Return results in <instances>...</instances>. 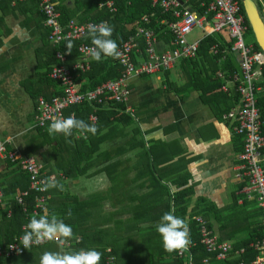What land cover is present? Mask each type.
I'll return each instance as SVG.
<instances>
[{"label":"crops","instance_id":"obj_1","mask_svg":"<svg viewBox=\"0 0 264 264\" xmlns=\"http://www.w3.org/2000/svg\"><path fill=\"white\" fill-rule=\"evenodd\" d=\"M67 5L72 7L73 3L68 1ZM2 16L0 143L8 141L9 151L20 152L39 162L42 160L41 163L43 155L46 156V161L53 166L46 169L42 163L46 177L54 178L58 185L49 189L50 201L57 198L58 204L54 208L59 212L67 213L78 207L74 212L77 215L72 218L73 233H78L63 248L49 243L26 249L21 256L4 257L0 264H39L45 251L72 252L78 247L99 251L103 246L101 253L104 254L106 247L113 251L110 242L114 234L122 239L131 237L141 248L138 256H142L146 229L156 227L168 204L172 205L173 197L184 191H188L187 214L199 212L194 216L207 222L219 242L233 247L245 244L255 236L254 231L262 227L261 212L257 202L246 193L248 183L239 176L238 157L243 151V138L234 135V123L222 119L240 105L230 106L231 91L235 87L231 80L234 73L230 76L218 73V77L223 75L225 78L222 80L228 91L222 90V93L229 101L222 97L209 100L208 95L204 96L194 86L187 88L188 80L180 69L184 59L175 62L170 70L159 71L153 76L132 77L127 82L129 95L125 103L93 105L95 109L88 122L97 128L94 135L89 133L84 138L77 131L73 137L57 134V145L53 146L48 133L39 136L35 131L38 103L35 104L27 93L30 87H40L43 79L39 75L47 73L38 67L44 45L42 30H39L43 20L40 7L33 0L17 5L0 1ZM202 37L203 33L197 39ZM157 44L161 51L156 48L159 55L172 50L166 43ZM139 56H135L138 65L144 60ZM114 105H123V109ZM100 107L105 110L102 117L97 112ZM227 107L233 108L224 113ZM94 115L98 117L96 122L91 120ZM36 150L40 152L39 156L33 155ZM10 162L0 158V186L4 193L0 241L6 243L0 247L9 244L11 241H7L12 237L22 236L18 234L24 225L20 226L21 215L8 221L13 213L12 204L21 194L17 187L20 177H16L20 172L19 165L12 166ZM56 162L66 169L72 164L78 172L86 168V172L79 178L67 179L60 171L53 173ZM5 190L9 191L6 193ZM188 215L185 222L194 217ZM134 244L130 245L133 247ZM243 250L247 253V249L240 251ZM131 253L134 255V249Z\"/></svg>","mask_w":264,"mask_h":264},{"label":"built area","instance_id":"obj_2","mask_svg":"<svg viewBox=\"0 0 264 264\" xmlns=\"http://www.w3.org/2000/svg\"><path fill=\"white\" fill-rule=\"evenodd\" d=\"M26 0H13L15 5L18 2ZM41 8L46 16V25L52 31L50 41L53 45H59L65 39H78L87 35V26L89 24H99L89 22L79 24L72 20L65 28L62 25V15L58 9L56 0H40ZM202 1L201 6L207 8L205 14L200 15L191 10L190 0H152V7L159 8L163 14H170L175 21L168 25V31L173 36L174 48L165 54L156 52V37L151 29L144 28L150 26L155 13L145 16L137 32L134 33L119 48V56L116 61L122 69L120 79L108 81L93 91L83 93L81 86L76 83L74 73H87L90 70L91 56L88 48L92 45L80 44L77 51L80 61L72 70L64 65L54 67L49 75L53 82H58L62 88V96L47 102L43 98L39 99L36 115V127L43 129L49 125L54 118L65 117V112L73 107L82 106L86 103L105 106L109 103H125L129 91L127 82L130 78L149 77L159 71L170 70L173 64L181 59H193L196 57L199 39L189 42L187 36L191 31L198 27L203 31V36L213 33L226 31L228 37L232 40L231 53L238 60L240 72L234 73L231 80L235 84L236 93L240 97L239 108H235L227 115L223 116V121H230L235 124L233 133L243 138V151L238 157L239 176L248 183L246 193L250 199H254L261 212V225L264 228V134L262 132L261 110L259 108L258 95L264 93V55L254 52L252 45L245 41L247 31L246 17L240 7L242 0H198ZM260 9L264 12V1L257 0ZM101 8H107L111 13H116L114 0H102L99 4ZM138 26V25H137ZM66 29V33H65ZM145 43L146 60L141 65L134 66L131 61L133 53H139V41ZM213 55H218V48H212ZM67 55L58 52L56 58L61 64L66 62ZM219 78L225 79L223 75ZM222 90L227 92V87ZM97 116H92V121L96 122ZM6 144L8 141L0 143V158L3 160L17 163L22 170L29 175L30 189L21 192L16 197V201L23 207L25 213H28L27 198L32 197V193L37 194L32 216H39L45 211L49 212V201L51 196L49 189L41 191L42 182L49 180L43 165L33 157L22 155V153L9 151ZM49 181H54L51 178ZM3 188L0 186V211L3 202ZM191 220L196 224L199 243L204 246L207 253L215 256L216 261L225 263L231 260L233 247L228 243L219 242L208 227L207 222L201 217H192ZM187 223V222H186ZM24 231V226L22 227ZM15 237L5 247H0V261L2 258H12L21 256L25 250L20 244V238ZM49 243L58 244L55 241L33 245L31 248L43 247ZM64 247V245H63ZM259 253L257 261L253 264H264V236L252 246ZM190 249V246H189ZM188 249V250H189ZM181 258H187L191 262V256L185 251L183 254L177 253ZM237 255H246V250L236 252ZM116 258L110 247L104 248L103 263L115 264ZM205 260L204 264H208Z\"/></svg>","mask_w":264,"mask_h":264},{"label":"trees","instance_id":"obj_3","mask_svg":"<svg viewBox=\"0 0 264 264\" xmlns=\"http://www.w3.org/2000/svg\"><path fill=\"white\" fill-rule=\"evenodd\" d=\"M0 1H8L10 4L13 0H0ZM32 0H26L23 3L29 2ZM35 3H37L41 10V15L43 16V20L39 25V30H42L43 34V47L41 50V54L43 55V58L41 60H38V67L41 69V71H47L46 74H40L39 77L43 79L42 84L40 87H30V89H27V93L30 96V98L33 99L35 104L39 101V99L43 98L47 102H50L52 99L56 97L62 96V88L60 87V84L58 82L51 81L48 76L50 71L54 67L62 66L64 65L66 68L72 70L73 69V63H76L77 60L80 61V56L77 51V48L80 44H88L91 45L90 38H88V35H85L83 37H80L78 39H65L63 40L59 45H53V43L50 41V34L51 29L47 27L46 25V16L42 11L41 8V1L40 0H33ZM68 1H71L73 3L72 7H69ZM102 0H56L58 9L62 15V25L66 28L67 25L72 21L75 20L79 24H85L89 22H107L110 26L113 27V35L112 39L116 41L118 44V50L119 48L127 41L129 37L134 35L135 32H137V27H139L142 22V19L145 16H150L151 14L155 13V18L152 19V23L150 26H145L146 29H151L155 33V37L157 40V43H166L169 45L170 48H173L174 42H173V36L168 31V25L171 24L173 21H175V18L172 17L170 14H163L162 10L159 8H153L152 7V0H114L115 7L117 12L111 13L107 8H101L99 6L100 2ZM185 1V0H181ZM22 3V2H18ZM16 3L15 5H17ZM191 10L196 11L198 14L203 15L205 14L207 8L202 5V1L198 0H190ZM240 7H242V12L246 17L245 10L243 8L242 2H240ZM1 22H3L4 17H0ZM248 20L246 17V25H247V33L251 30L248 25ZM138 25V26H135ZM66 33V29H65ZM253 38V36H252ZM71 43L73 45V48L71 52L69 53L66 45L68 43ZM216 46L218 48V52L220 53L218 56H214L212 53V48ZM231 46H232V40L228 37V35L223 32L219 33H213L208 36H204L199 40L198 48L196 57L193 59H184L180 62V69L181 74L183 77H185L188 82L186 84V87H192L194 86L196 89L201 90L203 92L204 96H209V100H220L222 98H225L227 100L226 96L222 93V88L225 85V80H222L218 77L219 72H223L226 76H230L233 73H237L239 71L236 56L231 53ZM252 46L254 48V52L256 53H262L259 50V47L254 41ZM63 53L64 55H67L66 62L64 64H61L56 58L57 53ZM145 43L141 39L139 41V53H133L131 56V61L134 66H138L137 63H135V56H139V58H143V62L147 59L146 53H145ZM68 60V61H67ZM219 64V67H218ZM141 65V64H139ZM72 67V68H71ZM264 69V67H263ZM48 75V76H47ZM122 76V69L118 65L116 58H103L101 61L97 62L92 60L90 63V70L87 73H74V79L77 84L81 86V91L83 93L93 91L97 87L101 86L102 84L118 80ZM262 86L264 87V82L262 83ZM57 89L60 90V93L57 92ZM47 90V93L45 92ZM49 93V94H48ZM232 99L230 98V106H234L237 103H240V97L236 93V87L233 88L231 91ZM259 99V108L261 110V121H262V132L264 134V93H261L258 95ZM209 100H207L209 103H211ZM114 107H118V109H123V105H114ZM233 107H227L225 109L228 113ZM95 106L91 104H84L82 106H76L73 107L65 112V116H69L71 114H75L77 119H84V121L88 124H91L88 122L90 119V116L94 112ZM98 115L100 117L103 116L105 113V110H102L100 107L97 111ZM223 113V114H224ZM81 115V118H80ZM36 126V123H35ZM49 125L46 127L48 128ZM46 130L36 128L35 131L37 132V135L43 136L44 133H47ZM75 130L73 131V134L71 135L73 137ZM59 136L56 135L55 137H51V145L56 146L55 142L58 141ZM83 144H86L85 141H83ZM39 151L36 150L33 152L34 156H39ZM27 156V155H26ZM87 156L89 157V153H87ZM46 156L43 155V164L46 169H48V166L51 168L53 167L51 165V162L46 161ZM53 160V158H52ZM42 161V160H41ZM40 161V163H41ZM10 162V161H9ZM41 163V164H42ZM10 164L13 166H17V163ZM42 164V165H43ZM43 166V167H44ZM88 166V165H87ZM59 168H61L59 170ZM77 167L74 168V166L71 164L66 169L63 166H59L58 163H55V170L53 169V173H58L59 171L63 173L64 177L67 179H74L79 178L80 176H83L86 172V168H84L83 172H78ZM18 170L20 172L16 173V177H20L19 183L17 185L19 191L23 192L30 189V181H29V175L26 171L22 170L21 167L18 166ZM10 185V189H11ZM13 189H11L12 191ZM9 190H5L7 193ZM14 191V190H13ZM56 192V191H55ZM50 193V192H49ZM188 191L179 192L176 194V196L173 197L172 205L171 203L168 204L167 209L165 212L170 211L171 206H173V209H175V215L182 218L183 220L186 218L187 214V208L188 205L186 203V196ZM55 195V194H54ZM37 197V194L32 193V197L27 198V205L29 206L28 213H24L23 207L19 205L17 202H13V213L9 215L8 221H13L15 215H21L23 224L26 225L30 218L32 217L33 208L35 206V199ZM71 201V200H69ZM68 201V202H69ZM76 201V200H75ZM78 205V202H76ZM57 198H54V200L49 201V215L56 214L58 219H62L66 224L70 225L73 228L72 218L77 215L74 213L78 207L71 210V217H68L67 213L59 212L54 207L57 206ZM71 204V202H70ZM164 212V213H165ZM60 213V214H59ZM163 213V214H164ZM162 214V215H163ZM195 214H199V212L195 213H189V217L194 216ZM42 215V214H41ZM261 215V214H260ZM4 218H6L7 215L3 214ZM16 217V216H15ZM39 217V216H38ZM189 229H190V249L187 251L188 255L191 256V262L187 261V258H181L177 255V252H173L171 254L166 253L163 251L161 238L158 235L156 231V227H150L146 229V234L143 235L145 243H143V247L145 245L144 251L138 256V252L134 251V255L131 253V245L134 244V240H132L131 237L128 238H121L120 236H116L115 234L112 237V241L110 242L111 247L113 248L114 254L116 255V264H124V261L129 264H204L205 260H209L208 264H253L255 261H257V258L259 257V253H257L254 249L251 248V245L260 240L264 236V228L259 227L254 231V237L250 239L249 242L245 244H236L233 245V252L231 253V260L227 261L225 263H219L216 261L215 256H212L207 253L204 246H202L199 243V234H198V228L196 224L189 219L187 222ZM23 225V226H24ZM74 231V228H73ZM78 232H76L73 237L70 240L75 239ZM24 231H21L18 235H23ZM0 238H2L0 236ZM14 237H12L8 242L12 241ZM83 241V240H82ZM147 241V242H146ZM6 243L0 241V245L4 246ZM102 245V244H101ZM128 249V260H126L127 256V247ZM102 247L99 248V252H102ZM80 247L77 249L79 250ZM247 249L246 255L243 256H234L236 255V252ZM141 253V252H140ZM103 263V253L100 260V264Z\"/></svg>","mask_w":264,"mask_h":264},{"label":"clouds","instance_id":"obj_4","mask_svg":"<svg viewBox=\"0 0 264 264\" xmlns=\"http://www.w3.org/2000/svg\"><path fill=\"white\" fill-rule=\"evenodd\" d=\"M113 27L107 22L89 24L87 35L90 38L92 47L88 48L91 59L101 61L103 58H116L119 56L118 44L111 37ZM70 53L73 45L69 42L66 45ZM87 138V134H95V125L88 124L82 119H77L75 114L67 118H54L47 128L50 137L62 134L65 137L71 136L73 131ZM41 191L58 187L54 181L45 180L42 182ZM71 217V210L67 213ZM156 231L161 238L163 251L166 253L177 252L183 254L188 251L191 244L190 229L188 224L175 215V209L165 212L156 224ZM73 228L56 214L51 216L45 211L39 217L33 215L29 222L24 225V234L20 238V244L24 249H30L33 245H41L46 242L55 241L61 248L73 237ZM102 253L95 249H79L72 252L66 251H45L39 259V264H100Z\"/></svg>","mask_w":264,"mask_h":264},{"label":"water","instance_id":"obj_5","mask_svg":"<svg viewBox=\"0 0 264 264\" xmlns=\"http://www.w3.org/2000/svg\"><path fill=\"white\" fill-rule=\"evenodd\" d=\"M242 4L254 41L264 55V12L257 0H242Z\"/></svg>","mask_w":264,"mask_h":264},{"label":"rangeland","instance_id":"obj_6","mask_svg":"<svg viewBox=\"0 0 264 264\" xmlns=\"http://www.w3.org/2000/svg\"><path fill=\"white\" fill-rule=\"evenodd\" d=\"M264 1V0H263ZM261 11H263V9L261 8ZM135 26H137V25H135ZM202 33H203V31L200 29V28H198V27H195L192 31H191V33H189V35L187 36V39H188V41L189 42H191V41H194V40H196L197 38H199V37H201V35H202ZM225 33H227L226 31H225ZM252 33H250V32H246V35H245V41H246V43H248V44H252L253 43V38H252ZM156 48H157V50L159 51V52H161L160 51V47H159V44H157V46H156ZM35 117H36V115H35ZM143 247V246H142ZM144 248H145V245H144ZM130 249H131V251L133 252V249H134V251L135 252H141V248L140 247H138L137 245H135L134 244V246L132 247H130ZM121 264V263H120ZM124 264H129L128 262L126 263V261H124ZM132 264V263H131Z\"/></svg>","mask_w":264,"mask_h":264}]
</instances>
